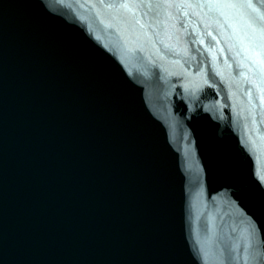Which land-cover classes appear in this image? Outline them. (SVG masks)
Instances as JSON below:
<instances>
[{
	"label": "snow or ice",
	"instance_id": "snow-or-ice-1",
	"mask_svg": "<svg viewBox=\"0 0 264 264\" xmlns=\"http://www.w3.org/2000/svg\"><path fill=\"white\" fill-rule=\"evenodd\" d=\"M248 7H249V8H252V4L249 3ZM253 258H255V257H253ZM244 264H247V261H245Z\"/></svg>",
	"mask_w": 264,
	"mask_h": 264
}]
</instances>
